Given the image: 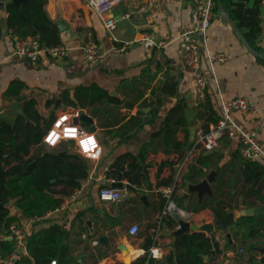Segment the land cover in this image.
Listing matches in <instances>:
<instances>
[{"label": "crops", "instance_id": "1", "mask_svg": "<svg viewBox=\"0 0 264 264\" xmlns=\"http://www.w3.org/2000/svg\"><path fill=\"white\" fill-rule=\"evenodd\" d=\"M146 1L127 0L114 9L113 15L119 20L115 41L88 0H47L48 16L56 23L61 33V45L68 48V55L64 61L43 56L34 64L14 56L7 13L0 10L3 29L0 40V118L13 119L16 113L21 114L23 101L6 95L11 82L20 81L25 86L21 96L34 99L37 111L45 118L53 117L54 120L66 108L80 109L83 115L93 120V125L83 121L79 124L89 132L95 128L94 133L104 147L99 161L84 158L89 164V177L81 181L79 189L64 198L58 211L44 220L29 224V218H22L11 206L12 213L21 217L19 223L25 226L28 235L48 227L49 222L67 225L70 254L73 257L84 255L82 262L75 261L81 264H133L146 255L149 260H154L153 264H168L166 260L174 252L176 240L169 232L179 227L174 220L177 213L162 218L168 196L184 215H188L186 220L193 225L215 222L219 219L215 209L224 218L223 206L240 212L264 205V178L256 177L262 170L254 164L264 166V160L245 162L239 153L238 137L223 138L213 151H205L197 144V131H208L216 124L214 120H220L222 100L229 102L244 98L255 102L264 118V0L260 5L261 35L256 42L260 52L251 48L261 57L247 49L227 20L214 13L207 43L201 48L199 70L185 65L184 44L180 38L184 29L197 24V0H157L153 6L145 8ZM126 15L129 18L124 19ZM89 42L96 43L105 53L103 65L88 63L82 47ZM126 45L129 47L125 53L116 52L117 48ZM205 45L211 54H225L229 58L228 64L215 66V77L205 60ZM199 73L210 79L203 98L196 86ZM173 84H176L175 96L170 92ZM91 86L100 88L105 95L94 101H91V95L87 100L81 93L77 95L79 89ZM165 86L166 90H162ZM206 94L213 99L215 115L205 109L199 112L197 108L204 102ZM179 98L185 99L187 109L184 114L188 123L180 126L173 136L167 129H161L169 110ZM58 103L61 106L56 110ZM144 104L151 105L144 107ZM147 108H150V115L144 113ZM137 117L144 123H128ZM209 117L213 121H207ZM233 118L246 131L254 127V115L235 111ZM126 136H130L129 140ZM259 140L264 147V128ZM175 141L183 143L184 148L175 151ZM64 144L69 145V152L76 153L71 151L74 142ZM61 147L53 150L60 151ZM143 148H146L143 154L145 163L150 165L147 185L143 183L137 188L124 181L125 186H133L136 192L124 187L123 201L102 203L98 193L103 186L109 185L107 171L113 162L126 153L138 156ZM212 171L217 173V184H212V196L205 194L200 201L189 187L202 181L201 174ZM75 192L78 194L73 197ZM186 193L189 195L183 199ZM81 212L85 215L83 221L73 223ZM241 218L235 219L227 231H216L212 235V249L210 255L204 257L205 264H264V254L257 250L264 248V216L248 217L251 221L238 228ZM172 222L175 225L170 227ZM134 224L140 231L131 236L129 229ZM1 230L5 233H0V241L9 240L7 231ZM111 231L115 235L109 237L107 245L100 243V239ZM227 234H231V241ZM95 241H98L97 245ZM150 242L155 245L148 250L146 246ZM122 244L127 253L121 251ZM151 249H157L159 256L152 257ZM22 257H29L27 240Z\"/></svg>", "mask_w": 264, "mask_h": 264}, {"label": "trees", "instance_id": "2", "mask_svg": "<svg viewBox=\"0 0 264 264\" xmlns=\"http://www.w3.org/2000/svg\"><path fill=\"white\" fill-rule=\"evenodd\" d=\"M221 1L250 47L260 52L256 42L261 35L262 0ZM46 5L47 0H27L8 4L7 29L21 37L37 36L45 47L61 45V33L56 23L49 18ZM214 13L218 14L217 0H215ZM262 62L264 64V61ZM175 85L171 86L172 96H175ZM24 88V84L20 81H13L6 91L7 96L23 101L21 105L23 113H16L13 119L0 118V230L6 231L12 223L21 222V217L24 219L40 217L61 207L64 198L73 190L79 189L81 181L89 177L88 162L80 155L69 152V145H64L62 150L56 151L43 144L44 135L51 127L53 117H43L37 111L34 99L23 98L21 93ZM162 90H166V86ZM79 94L86 100L91 95L93 97L91 101L105 95L96 86L81 88L77 91V95ZM197 108L200 109L199 112L205 109L211 115H215L213 99L209 94L205 95L204 102ZM186 109L185 99L179 98L169 110L161 130L167 129L169 134L175 136L180 126H187L188 122L184 114ZM139 114L142 115V111ZM207 121L213 119L209 117ZM218 121L214 120L216 123ZM128 123L144 122L137 117L130 119ZM126 137L129 140L130 136ZM183 148V143L175 141V151ZM145 149L143 148L138 156L130 153L119 156L107 171V176L117 183L127 181L137 188L143 183L147 185L150 165L145 163L143 156ZM254 164L256 168L262 170L256 177L264 178V166L259 163ZM58 186L63 188L58 191L55 189ZM11 206L18 210L21 217L12 213ZM218 206L221 204L219 203ZM215 212L218 218L222 219L217 209ZM84 217L82 212L79 213L73 223L82 222ZM249 221L251 219L248 217L241 218L237 224L238 228ZM174 225V222L170 223V227ZM66 226L62 222L55 221L49 222L48 227L32 231L27 237L29 257H22L16 264H50L52 260H58L61 246L69 243ZM154 245L155 243L150 242L146 247L149 250ZM173 246L174 252L166 260L168 264H205L204 257L210 255L212 249L202 232L182 235L175 240ZM215 246L217 248V244ZM11 248L10 240L0 241L1 252H8ZM153 261L146 255L133 264H153Z\"/></svg>", "mask_w": 264, "mask_h": 264}, {"label": "built area", "instance_id": "3", "mask_svg": "<svg viewBox=\"0 0 264 264\" xmlns=\"http://www.w3.org/2000/svg\"><path fill=\"white\" fill-rule=\"evenodd\" d=\"M127 0H88L91 8L99 14L103 19L104 26L108 33L114 38V33L119 28V21L113 15L114 9L124 3ZM157 0H147L144 7L148 8L153 6ZM215 9V0H197L196 4V15L197 24L195 27L190 29H184L181 33L180 38L184 44V62L185 65L194 70H199L202 62V46L207 43L208 30L211 27L212 18ZM124 19L129 18V15L123 17ZM14 44V56L19 60L34 64L37 63L43 56H46L55 61H64L68 55V48L59 45L54 47H45L41 44L39 37L28 36L21 37L12 31H9ZM130 45V44H129ZM120 47L116 49L118 53H125L129 47ZM205 60L207 61L211 75L215 77V66L226 65L229 62V58L225 54H211L205 45ZM86 59L91 66H100L105 62V53L102 52L100 47L94 43L89 42L82 47ZM210 79L203 73H199L196 86L200 91V97H204V93L209 86ZM235 111L254 115V127L246 131L242 129L233 118ZM220 120L212 126L208 131L200 129L197 131V144L202 145L205 151H213L220 146L223 138L233 139L238 137L240 139L239 153L244 161H258L264 160V147L259 140L260 131L264 128V118L262 116L259 105L255 102L249 101L244 98H236L229 102L224 100L220 104ZM82 111L76 108H66L60 111L53 120L51 127L47 130L43 138V144L51 149H59L64 142H74V148L78 155L81 157L99 161L103 156V147L94 132H89L84 129L79 123L82 116ZM64 116L68 119L60 125L59 128L54 129V125ZM65 128H76V138H64ZM55 130L60 135V140L54 145L49 144L45 141V138L51 131ZM86 136H95L99 147L97 149H90L85 152L80 145V140L86 138ZM99 153V154H97ZM117 183L113 179H109V185L103 186L98 193L99 200L105 204L118 203L124 200L123 190L121 188H115L113 185ZM77 192L73 194V197L77 196ZM168 203L163 211L162 218L169 214H180L185 219L188 215H184L180 211L171 197L168 196ZM57 208L54 211H50L44 216L31 217L29 218V224H36L44 220L47 216L51 215L52 212L58 211ZM140 229L138 225L134 224L129 229L131 236H136ZM28 231L24 225L19 222L12 223L7 229V234L12 248L8 252L0 251V264H16L21 258L23 251L26 250V240ZM95 245L98 241L94 242ZM151 256L156 258L159 256L157 249H151ZM50 264H57V260H52Z\"/></svg>", "mask_w": 264, "mask_h": 264}, {"label": "water", "instance_id": "4", "mask_svg": "<svg viewBox=\"0 0 264 264\" xmlns=\"http://www.w3.org/2000/svg\"><path fill=\"white\" fill-rule=\"evenodd\" d=\"M23 1H27V0H0V10L5 11L6 6L8 4H11V3L17 4V3L23 2ZM217 3H218L219 15L222 18H224L225 20H227L232 25V27L234 28L238 37L243 42V44L247 47V49H249L251 52H253L254 55H256L257 57H261V55L254 52L251 49L249 43L246 41V39L242 35L240 29L231 20L229 14L225 10V7H224L222 1L217 0ZM2 32H3V29H2V26L0 24V40H1ZM60 106H61V103H58L57 106L55 107V109L57 110ZM15 107H17V105H15ZM21 110H22V112H21V114H22L23 109H20V111ZM149 111H150V108H147L144 110V113L150 115L148 113ZM54 114L55 113H53L52 115H54ZM80 120L85 122L89 126L93 125V120L91 118H88L86 115H82ZM94 130H95V128H93L92 132H94ZM194 135H195V131H194ZM200 178H202V181L196 185H191L189 187V191L196 193L198 195V198L201 201L205 194L212 196V194H213L212 184H217V173L215 171H212L211 173H209L207 175L205 173H203L200 175ZM113 187L121 188V189H123L125 187L127 190H129L133 193L136 192V190L133 186H131V185L125 186L123 183H115L113 185ZM188 195L189 194L186 193L184 195L183 199H187ZM143 200L145 201L146 198L143 197ZM176 207H177V205H176ZM223 210L225 211V214H226V216L224 218L217 219L215 222H208V223L203 222V224H201V225H193L190 222H188L183 216H181L180 214H177L175 216L174 220L178 223L179 227H178V229L169 232V235L171 237H173L174 239H177L181 235L191 234L192 232H202L206 235L208 243L211 244L212 235L216 231H227V229L231 225L234 224L235 219L240 218V217H245V216H247V217L264 216V205H261V206L255 207V208H249V209H246V210H243L240 212H233L232 210L227 209L226 206H223ZM185 212H187V211H185ZM114 235H115V232L111 231L108 235H106L100 239V243L107 245L109 237L114 236ZM226 237L231 241V234H227ZM234 248H236V247L234 246ZM120 249L122 252L127 253V250L123 244L120 246ZM257 250L260 253L264 254V248H260ZM83 257H84V255H80L77 257L71 256L70 251H69V246L67 244H63L60 248V254H59V257L57 260V264H66V263L75 262V261L82 262Z\"/></svg>", "mask_w": 264, "mask_h": 264}, {"label": "clouds", "instance_id": "5", "mask_svg": "<svg viewBox=\"0 0 264 264\" xmlns=\"http://www.w3.org/2000/svg\"><path fill=\"white\" fill-rule=\"evenodd\" d=\"M68 117L64 116L62 117L55 125V128H59L61 124L64 123L65 120H67ZM64 138H76L77 136V129L76 128H65L64 130ZM60 140V135L55 131H51L49 135L45 138V141L49 144L54 145L57 141ZM80 145L83 148L85 152H88L90 149H97L99 145L97 144L95 136H86L85 139L80 140ZM99 154V153H97Z\"/></svg>", "mask_w": 264, "mask_h": 264}, {"label": "rangeland", "instance_id": "6", "mask_svg": "<svg viewBox=\"0 0 264 264\" xmlns=\"http://www.w3.org/2000/svg\"><path fill=\"white\" fill-rule=\"evenodd\" d=\"M20 107V106H19ZM12 113H15V111L14 112H12ZM47 116H49V114H46ZM55 115V114H54ZM50 116H52V115H50ZM65 145V144H64ZM64 145H62V149H63V147H64ZM72 146V145H71ZM103 150H104V147H103ZM71 151H75V148H74V146H72V148H71ZM105 152V151H104ZM0 233H2V234H4L5 232L3 231V230H1L0 231ZM128 261V263L130 262V260H127Z\"/></svg>", "mask_w": 264, "mask_h": 264}]
</instances>
